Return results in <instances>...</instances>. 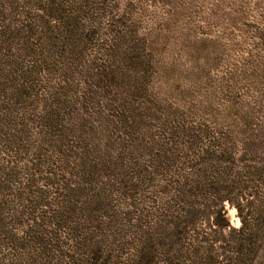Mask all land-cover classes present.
Here are the masks:
<instances>
[{"label": "rangeland", "instance_id": "374dc122", "mask_svg": "<svg viewBox=\"0 0 264 264\" xmlns=\"http://www.w3.org/2000/svg\"><path fill=\"white\" fill-rule=\"evenodd\" d=\"M0 264H264V0H0Z\"/></svg>", "mask_w": 264, "mask_h": 264}]
</instances>
